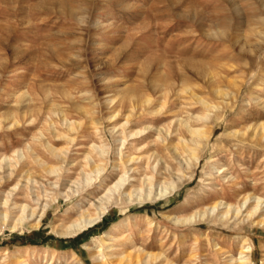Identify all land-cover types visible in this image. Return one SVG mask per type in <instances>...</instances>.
<instances>
[{"label":"rangeland","instance_id":"obj_1","mask_svg":"<svg viewBox=\"0 0 264 264\" xmlns=\"http://www.w3.org/2000/svg\"><path fill=\"white\" fill-rule=\"evenodd\" d=\"M256 130L264 0H0V264H241L246 244L243 264H264L261 216H198L264 200ZM125 172L123 191L142 195L116 192L93 228L61 238ZM21 205L38 216L18 223Z\"/></svg>","mask_w":264,"mask_h":264},{"label":"bare ground","instance_id":"obj_2","mask_svg":"<svg viewBox=\"0 0 264 264\" xmlns=\"http://www.w3.org/2000/svg\"><path fill=\"white\" fill-rule=\"evenodd\" d=\"M143 98V97H142ZM136 99V98H135ZM131 100V99H130ZM137 100V99H136ZM151 102V99L150 98H143L141 99V104L143 106H146L148 104H150ZM131 103V102H130ZM133 105V104H132ZM137 105V104H136ZM208 106V109H210V107H212L211 105L207 104ZM132 108V107H131ZM142 108V107H141ZM133 110V109H132ZM156 113V112H155ZM130 116V115H129ZM181 121V120H180ZM183 121V120H182ZM65 122V121H64ZM16 123V122H15ZM185 123V122H183ZM66 124V123H65ZM124 124V123H123ZM181 124V123H180ZM127 125V124H126ZM185 125L187 126V128L189 129V131H191L190 133L192 134L193 136V140L191 141H195V143H197V139L201 137L202 133L200 132V130L198 129H194V128H191V126L188 124V123H185ZM123 126V125H122ZM68 127V126H67ZM120 127V126H119ZM122 128V127H121ZM120 129V128H119ZM146 131V130H145ZM138 132V131H137ZM255 133V136L259 137L260 139H263L264 138V131L262 130L261 131H254ZM131 133V132H130ZM129 133V134H130ZM139 133V132H138ZM138 133H132L131 136H135V135H138ZM143 133V132H142ZM148 134V133H147ZM161 134V133H160ZM170 134V133H169ZM141 135V134H140ZM136 137H139V136H136ZM135 137V138H136ZM160 137V136H159ZM252 137V136H251ZM164 138V137H163ZM166 138H167V135H166ZM197 138V139H196ZM126 141H127V138H125ZM160 139V138H159ZM185 139V138H184ZM250 139V138H249ZM200 141V140H199ZM198 141V143H199ZM166 142V141H164ZM184 142V145L183 147L184 148H187V150H189L188 152H192L191 148H188L186 141H183ZM263 142V141H262ZM183 144V143H181ZM122 145V144H121ZM124 145V143H123ZM199 147V145H197ZM93 147V146H91ZM100 148V147H99ZM105 149V148H104ZM191 149V150H190ZM53 152L56 154L55 156H61L62 154V151H57L55 149H52ZM63 150V149H62ZM171 150V149H170ZM177 150V149H176ZM186 150V149H184ZM64 151V150H63ZM98 152L101 154V157H103L102 155L105 154V151L103 149H99ZM178 153V152H176ZM194 153V152H193ZM98 154V153H97ZM175 154V153H174ZM67 155V154H66ZM92 156V155H91ZM178 156V155H177ZM192 156V155H191ZM198 156V155H196ZM20 158H23V155L20 156ZM193 158H194V155H193ZM6 159V158H5ZM134 158H130L128 159L127 161H132ZM196 159H198V157H196ZM135 160V159H134ZM133 160V161H134ZM87 161V160H86ZM85 161V162H86ZM91 161V160H90ZM89 161V162H90ZM132 161V162H133ZM195 161V160H194ZM95 162V161H94ZM93 163V162H92ZM131 163V162H130ZM192 166V165H191ZM88 167V166H87ZM84 168V167H83ZM104 168V167H103ZM101 167L96 166L94 170V173H97V174H100L102 172V169ZM156 169V168H155ZM45 170H47L50 174H60L59 172L62 170V167H50V166H46L45 167ZM83 170H81L82 172ZM91 171V170H90ZM127 171V170H126ZM129 171V170H128ZM219 172V171H218ZM85 173V172H83ZM127 173L128 172H125V174L121 175L120 178L110 187L108 188V191L106 192V194L104 196H101L99 197L97 200L94 199L93 202H91V205H93L95 207V214L94 215H91V214H88L87 211L85 210L80 216L78 219H76L75 221H73L71 224H69L67 227H64L63 229H61L58 234L60 236H62L61 238L63 237H66V238H74V237H77L79 236L80 234L86 232V231H89L91 228H93L97 222L101 221L102 220V217L105 216L106 212H107V209L109 208L108 205L111 204V202L113 201L114 199V195L115 193L117 192L118 194H124L126 196H128V199L131 200V201H136V197L140 195H142V191H143V188H138V187H134L131 191L129 192H126V191H123V188L124 186H127V185H131V186H135L134 184H132L130 181V176H127ZM30 177V176H29ZM145 177V176H144ZM97 179V178H96ZM148 181H149V185H150V189H149V193H148V197L150 199V196L152 193V189L154 187V183H153V179L152 178H147ZM155 179V178H154ZM226 179V178H225ZM30 180V179H29ZM141 180V179H140ZM93 181V177L91 176H86L85 180L83 181H78L79 183L78 184H84L85 182V185H90L91 182ZM30 182V181H29ZM33 182V181H32ZM36 182V181H35ZM77 183V182H76ZM165 183V182H164ZM19 184V183H18ZM17 184V185H18ZM56 183H53V185H55ZM77 184V186H78ZM101 184V183H100ZM173 183L171 184H168L169 186H172L173 187ZM140 185V184H139ZM161 185V184H160ZM164 186V185H163ZM176 186V185H175ZM162 187V186H161ZM16 188V187H15ZM167 188V187H166ZM78 189V188H77ZM72 190V188H71ZM156 190V189H155ZM73 193H76L78 190H76L74 192V190H72ZM163 190L160 191V195L163 194ZM167 192V191H166ZM155 193V192H154ZM69 196V195H68ZM161 197V196H160ZM36 198V197H35ZM147 198V196L145 197ZM158 199V198H157ZM251 199H254L255 201V204L252 208H250L248 211L247 210V205L248 203L250 202ZM37 201L40 200L39 197L36 198ZM148 200V199H147ZM139 201L140 200V197H139ZM9 204V199H6L4 201V205H8ZM39 206V205H38ZM47 206L44 205L43 208L45 209V207ZM252 206V205H250ZM249 206V207H250ZM42 207V206H41ZM40 207V208H41ZM77 207V206H76ZM220 207H224V209H220ZM27 209V206L26 205H21V210H22V215L17 219L18 223H21L23 222L24 220H27L29 217H34L36 215V217L38 216L37 214V208L36 209H31L30 210V213L28 212L27 214L25 213ZM2 211V210H1ZM246 211V213H245ZM41 212V211H40ZM44 210L42 212V214L40 215V217L44 214ZM216 213V214H215ZM212 214V216L214 215V217L216 219H218L219 221H222V222H229L232 218L234 219H241V221H245V220H248V219H253L254 217H257V216H261L260 219L257 221L259 225H264V200L262 198H259V197H252L251 195H246V197L242 198L237 204L233 205V204H230V203H217L213 206H210L209 208H207V210L203 211L202 213L198 214L199 218L200 219H205V217H209L210 215ZM0 215L3 217V219L6 221L9 217V212H0ZM105 218V217H104ZM196 218V215L194 216H191V217H188L187 219H185V221H191L193 219ZM196 220V219H195ZM176 221H182L181 218H176ZM184 221V220H183ZM61 227V226H60ZM54 231L56 229H53ZM253 251V248H252V245L251 244H246L243 246L242 250L239 252V256L238 258H236L235 261L243 264V263H248L249 261H251V257H250V254L252 253ZM18 256V251L15 252L14 254V257L17 258ZM20 264H24L22 261Z\"/></svg>","mask_w":264,"mask_h":264}]
</instances>
